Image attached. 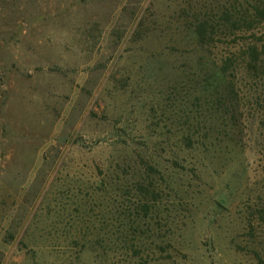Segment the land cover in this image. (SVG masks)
<instances>
[{
    "label": "rangeland",
    "instance_id": "1",
    "mask_svg": "<svg viewBox=\"0 0 264 264\" xmlns=\"http://www.w3.org/2000/svg\"><path fill=\"white\" fill-rule=\"evenodd\" d=\"M255 46L264 0H0V264H264Z\"/></svg>",
    "mask_w": 264,
    "mask_h": 264
},
{
    "label": "trees",
    "instance_id": "2",
    "mask_svg": "<svg viewBox=\"0 0 264 264\" xmlns=\"http://www.w3.org/2000/svg\"><path fill=\"white\" fill-rule=\"evenodd\" d=\"M197 39L200 40L199 44H204L205 39L209 35H213L212 30L209 27H204L203 25L198 27L195 31ZM246 58L244 61H233V60H226L221 62V64L212 65L213 71L211 73L215 74V76L219 77V80L223 87V93L220 91L221 94L219 99V104L222 106H231V111L233 109L238 112V104L241 102L238 96V86H237V77L242 74L250 79L264 81V48L263 50L259 47H251L246 51ZM210 72V71H206ZM209 74V73H208ZM207 75V73H206ZM207 77V76H206ZM207 86H212L210 80L207 83ZM221 88V86H220ZM230 102V103H229ZM236 102V103H235ZM234 104V105H233ZM233 105V106H232ZM237 105V106H236ZM227 109V110H230ZM228 115L230 114L227 111ZM259 118L260 122L263 125L264 123V108L259 111ZM223 119H226L225 113L223 112ZM226 131L235 130L234 127H224Z\"/></svg>",
    "mask_w": 264,
    "mask_h": 264
}]
</instances>
